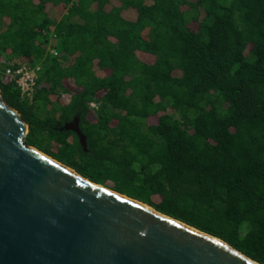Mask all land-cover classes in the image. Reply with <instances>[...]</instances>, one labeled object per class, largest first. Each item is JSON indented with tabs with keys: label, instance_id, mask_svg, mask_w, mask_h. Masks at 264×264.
<instances>
[{
	"label": "trees",
	"instance_id": "trees-1",
	"mask_svg": "<svg viewBox=\"0 0 264 264\" xmlns=\"http://www.w3.org/2000/svg\"><path fill=\"white\" fill-rule=\"evenodd\" d=\"M0 91L29 145L264 264V0H0Z\"/></svg>",
	"mask_w": 264,
	"mask_h": 264
},
{
	"label": "water",
	"instance_id": "water-1",
	"mask_svg": "<svg viewBox=\"0 0 264 264\" xmlns=\"http://www.w3.org/2000/svg\"><path fill=\"white\" fill-rule=\"evenodd\" d=\"M85 148L78 118L64 124ZM0 91V264H261L26 142Z\"/></svg>",
	"mask_w": 264,
	"mask_h": 264
},
{
	"label": "built area",
	"instance_id": "built-area-1",
	"mask_svg": "<svg viewBox=\"0 0 264 264\" xmlns=\"http://www.w3.org/2000/svg\"><path fill=\"white\" fill-rule=\"evenodd\" d=\"M35 70L37 69L20 64L15 69L7 68L5 74L7 77H13L21 94L31 99L36 88ZM91 105L93 106L94 104L92 103Z\"/></svg>",
	"mask_w": 264,
	"mask_h": 264
},
{
	"label": "flooded vegetation",
	"instance_id": "flooded-vegetation-1",
	"mask_svg": "<svg viewBox=\"0 0 264 264\" xmlns=\"http://www.w3.org/2000/svg\"><path fill=\"white\" fill-rule=\"evenodd\" d=\"M67 123V122H66Z\"/></svg>",
	"mask_w": 264,
	"mask_h": 264
}]
</instances>
